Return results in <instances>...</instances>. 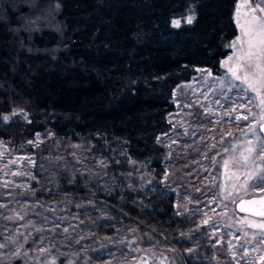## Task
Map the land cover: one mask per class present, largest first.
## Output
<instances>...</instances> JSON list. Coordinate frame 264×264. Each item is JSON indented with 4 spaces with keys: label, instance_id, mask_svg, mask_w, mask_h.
I'll use <instances>...</instances> for the list:
<instances>
[{
    "label": "trees",
    "instance_id": "trees-1",
    "mask_svg": "<svg viewBox=\"0 0 264 264\" xmlns=\"http://www.w3.org/2000/svg\"><path fill=\"white\" fill-rule=\"evenodd\" d=\"M239 1L0 0V141L32 157L24 166L37 178L32 142L45 131L97 143L115 177L119 171L131 175L135 170L151 175V184L142 190L126 188L132 203L119 202L118 196L104 200L98 193L95 202L109 209L110 220L100 222L89 236L49 230L45 234L51 241L57 237L69 241L68 249L84 248L96 264H114L110 259L115 246L108 240L119 242V225L134 221L175 248L184 264H207L204 257L211 258V244L195 247L187 242V233L198 225L178 214L174 193L163 185L167 149L158 138L171 130L168 114L174 109L175 87L191 80L197 68L223 72L221 64L240 33ZM47 2L53 5L54 12L48 11L53 23L47 19L30 27L27 21L45 19L41 11ZM259 10L255 5L250 14L259 15ZM256 64L255 58L249 66L242 57L244 75L236 80L247 76L242 83L264 101V60L261 67ZM14 185L39 197L46 193L32 177ZM58 191L47 196L77 200L87 192L66 183ZM48 249L39 264H64L66 255L56 253V246ZM24 260L28 257L13 255L0 264Z\"/></svg>",
    "mask_w": 264,
    "mask_h": 264
},
{
    "label": "rangeland",
    "instance_id": "rangeland-1",
    "mask_svg": "<svg viewBox=\"0 0 264 264\" xmlns=\"http://www.w3.org/2000/svg\"><path fill=\"white\" fill-rule=\"evenodd\" d=\"M48 4L41 11L45 19L38 16L31 23L27 21L30 27L38 21L45 24L47 19L53 23V5ZM255 5L260 7L259 15L250 14ZM261 17L264 0L239 1V40L233 41L237 42L236 48L233 42L230 44L232 51L221 64L223 72L215 75L206 67L197 68L191 80L175 87L174 109L168 114L171 130L158 138L167 149L163 185L174 193L178 214L198 225L192 230L195 232L187 233V242L195 247L211 244V258L204 257L207 264H264V220L240 215L234 209L241 197L264 193V135L259 131L264 103L229 71L232 68L236 76L244 75L242 57L236 59L241 56L239 42L257 22L264 23ZM32 143L38 178L33 176V169L24 166L32 157L0 141V262L22 255L28 257L23 264H34L35 259L39 264L45 250L56 246V253L67 256L64 264L98 263L91 261L84 248L68 249L69 241L57 237L51 241L45 232L89 236L100 222L110 220L109 209L95 202L98 193L104 200L118 196L119 202L132 203L134 199L127 195L126 188L142 190L151 184V175L146 170H135L131 175L119 171L115 177L109 172L106 152L99 151L97 143L89 139L62 138L45 131ZM29 177L46 188L44 197L14 185L15 181L27 182ZM65 183L83 187L85 197L74 200L47 196L50 191L59 192V186ZM119 226L120 241L108 240L116 250L110 262L184 264L175 248L142 231L134 221Z\"/></svg>",
    "mask_w": 264,
    "mask_h": 264
},
{
    "label": "snow or ice",
    "instance_id": "snow-or-ice-1",
    "mask_svg": "<svg viewBox=\"0 0 264 264\" xmlns=\"http://www.w3.org/2000/svg\"><path fill=\"white\" fill-rule=\"evenodd\" d=\"M193 17L188 18V22L191 23ZM178 24L179 22H174ZM246 39L239 42V47L241 49V56L236 57L237 60H240L241 57H246L249 66H251L253 59L257 61L256 67H261L259 61L264 60V23H259L256 28H253L244 33ZM239 40V38H238ZM246 45V48H245ZM233 48L237 47V42H233ZM229 71L233 72V75L237 79H241V77L236 76V71L232 68H229ZM261 71L264 72V68H261ZM247 81V76L243 78L242 82ZM262 81H264V77H262ZM251 87V85H249ZM264 103V101H262ZM8 117L5 116L4 120H7Z\"/></svg>",
    "mask_w": 264,
    "mask_h": 264
},
{
    "label": "water",
    "instance_id": "water-1",
    "mask_svg": "<svg viewBox=\"0 0 264 264\" xmlns=\"http://www.w3.org/2000/svg\"><path fill=\"white\" fill-rule=\"evenodd\" d=\"M259 131L264 135V117L259 126ZM235 211L251 217L264 220V193L262 195H252L251 197H241L235 203Z\"/></svg>",
    "mask_w": 264,
    "mask_h": 264
},
{
    "label": "bare ground",
    "instance_id": "bare-ground-1",
    "mask_svg": "<svg viewBox=\"0 0 264 264\" xmlns=\"http://www.w3.org/2000/svg\"><path fill=\"white\" fill-rule=\"evenodd\" d=\"M234 209H235V207H234ZM241 215V214H240ZM243 215H245V214H243ZM246 216H248V215H246ZM251 217V216H250ZM254 217V216H253Z\"/></svg>",
    "mask_w": 264,
    "mask_h": 264
}]
</instances>
